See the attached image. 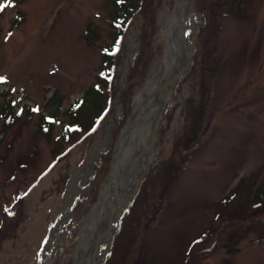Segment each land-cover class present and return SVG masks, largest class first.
Segmentation results:
<instances>
[{
    "label": "rangeland",
    "instance_id": "1",
    "mask_svg": "<svg viewBox=\"0 0 264 264\" xmlns=\"http://www.w3.org/2000/svg\"><path fill=\"white\" fill-rule=\"evenodd\" d=\"M3 1L0 94L8 98L0 95V108L10 100L8 112L20 118L8 129L0 122V264H75L85 219L107 179H95L103 154L113 151L117 182L134 169L143 138L123 137L122 130L113 141L125 112L114 98L112 116L94 138L76 142L87 136L81 131L72 142L56 140L66 112L97 83L103 49L112 42V0ZM174 7L175 0H163L156 37L162 52L137 87L128 120L136 95L163 77ZM196 8L199 31L206 21L208 35L199 32L204 42L198 47V34L196 66L176 85L157 158L125 214L123 231H129L119 242L143 228L142 264H264V228L248 223L264 220V0H196ZM126 43L121 82L138 45L135 27ZM103 92L97 115L110 98ZM51 115L52 135L42 133ZM85 122L87 130L93 121Z\"/></svg>",
    "mask_w": 264,
    "mask_h": 264
},
{
    "label": "trees",
    "instance_id": "2",
    "mask_svg": "<svg viewBox=\"0 0 264 264\" xmlns=\"http://www.w3.org/2000/svg\"><path fill=\"white\" fill-rule=\"evenodd\" d=\"M162 5L163 0H112L110 5L111 10L109 13L110 25L112 29V42L103 49L104 53L101 62L102 69L98 75L97 83L92 86V88L87 93V96L80 99L76 105L72 106L66 112L68 122L62 127L61 131L57 135L58 137L56 140L64 141L66 143L72 142L76 138V135L81 131H86L87 136H85L84 139L78 138L76 142L95 136L104 128V126L108 123L109 118L112 116L113 111L111 110V104L114 98L121 101L125 108V112L122 114L120 119H117V123L113 127V141L117 140L119 134L126 126L128 118L132 112V102L137 87L146 81L152 64L154 63L157 56L162 52V48L156 45V37L159 31L158 15ZM206 9L210 12L209 8ZM206 9L202 8V11ZM22 19V16H19L14 21L13 27H17ZM133 27L138 30V45H136L132 62H129L127 73L123 79V82H121V72L119 71V68L123 66L126 60V37ZM209 28V26H206L205 21V23L201 25L199 32H201V35L203 34L207 36V31ZM198 42V47H200V43L204 42L202 36H200V33ZM198 47L194 53L193 65L187 74L188 76L192 74L200 53L202 52V50L200 52L198 51ZM211 75L212 74H210L208 78V82L204 84L206 89L210 87L212 78ZM104 89L106 91L108 90L110 98L107 100V107L104 109L102 108L103 110L101 109V112L99 115H97L98 111L96 108L99 106V101L101 99V95L104 93ZM0 95H2L4 99L7 97V94ZM5 103L8 104L7 107H13V104L10 102V100L6 101ZM60 103L61 102H59V104ZM7 107L4 109L0 108V122H2V125L5 129L12 128L15 121H18L17 118H20L19 114L14 115L11 112H8ZM6 110L8 114L6 113ZM55 118L56 115L44 118V121L41 123L42 133L52 135L51 131L49 132V130L53 127V123L56 122ZM85 119L86 121H93L87 130L84 127V125H86ZM60 156L61 155L57 156V158ZM112 157L113 151L110 148L107 153L103 154L104 160L102 165H99L98 167L97 173H99L96 175L95 179L99 174L102 176L108 174ZM98 187L99 185L95 188L94 192L92 191L93 197L97 195ZM139 192L137 195H139ZM93 200L96 201L97 197H95ZM128 213L129 211L126 213V215ZM158 214L159 211L157 212V215ZM248 223L249 225L253 224V226L264 228V220L251 218ZM123 224L124 223L121 224L120 228L115 233L112 251L104 264H142L140 252L144 249L145 240L143 232L145 230L142 228V230L140 229L141 232L137 234L142 235L141 239L137 238L136 228V230L133 229L134 231L131 230V232H133L132 235L131 232L128 233L130 234L128 243L121 244L119 242V237L123 236L125 232L129 231H123ZM147 225L148 223L146 226ZM241 225L249 228V225L240 224V226Z\"/></svg>",
    "mask_w": 264,
    "mask_h": 264
},
{
    "label": "bare ground",
    "instance_id": "3",
    "mask_svg": "<svg viewBox=\"0 0 264 264\" xmlns=\"http://www.w3.org/2000/svg\"><path fill=\"white\" fill-rule=\"evenodd\" d=\"M175 1L177 2L176 12L173 11L168 21L166 48L163 58V65L165 67L163 77L160 80L150 82L149 85L136 95L134 112L124 127L125 129H123V137L127 133L132 132L135 134L139 132L138 137H143L135 151L137 153L136 159L138 160L134 169H131L130 173H121L122 179L117 182H115L114 177L115 169L114 167L112 168L111 175L102 186L97 208L85 219L84 229L78 239V247L75 252V264H92L96 254L102 252V245L109 241V235L106 232L109 212H113L115 216L118 215L119 208L127 200V188L133 182V178L140 176L144 168L147 158L146 151L150 144L149 129L157 118L160 106L162 93L157 92L159 84L171 72L175 70L178 72L183 69L184 58L185 55L187 56V47L191 44V28L196 24L197 13L191 6L187 7V0ZM185 26L187 27L186 31L183 28ZM184 41H186L185 45ZM174 91L172 90L173 93L169 97L170 100L173 97ZM154 155H156V150L150 153L148 158L153 160ZM139 160L143 164H139Z\"/></svg>",
    "mask_w": 264,
    "mask_h": 264
},
{
    "label": "water",
    "instance_id": "4",
    "mask_svg": "<svg viewBox=\"0 0 264 264\" xmlns=\"http://www.w3.org/2000/svg\"><path fill=\"white\" fill-rule=\"evenodd\" d=\"M190 6H191V8H194V10L196 11L197 19H196L195 26L193 28H191V36H190L191 44L187 47V56L185 55V58H184L183 69L181 71H178V72H176V70L171 72L166 78L161 80V82L159 84V88L157 89V92L162 93L161 97H160V106L158 109L157 118L149 129L150 144H149L147 151H146L147 158H146V161L144 164V168H143L140 176L139 177L137 176L135 178V181L131 182V184L127 188L126 192L128 191V197H127L126 202L119 208L118 215L115 216L113 212H109L108 221H107V230H106L107 234L109 235V241L107 242L105 249L101 253L96 254L92 264H104L107 257L111 253L115 233H116L117 229L120 227L127 210L130 208V205L132 204L133 200L135 199L144 178L146 177V175L148 174V172L150 171V169L154 165V162L157 158L156 155H154L153 160H151L148 157H149L150 153H152L154 150H156V145H157V142L159 139L161 125H162V122H163L167 112H168V109L170 108V98L169 97H170L171 93H173L172 90L174 91V89L176 88L175 85H177L179 83V81L184 76H186L189 73V71L191 70V67L193 64V59H194V53H195L196 48H197V40H198L199 27H200L199 22H200L201 16H200V14L196 8V0H187V7H190ZM176 7H177V2L175 1L174 12H176ZM183 28L185 29V31L187 30L186 26ZM183 43L185 45L186 41H184ZM122 134H123V131H122ZM115 150H116V147H115ZM113 161H114V159H113ZM113 161H112V163H113ZM112 163H111V169L109 170V172L107 174V178L111 175L112 165H113ZM115 224H117V227H118L116 229H115ZM98 248H96V249H98Z\"/></svg>",
    "mask_w": 264,
    "mask_h": 264
},
{
    "label": "snow or ice",
    "instance_id": "5",
    "mask_svg": "<svg viewBox=\"0 0 264 264\" xmlns=\"http://www.w3.org/2000/svg\"><path fill=\"white\" fill-rule=\"evenodd\" d=\"M3 8H4V5L0 4V11H3ZM0 82H2V78H0ZM5 211H7L9 215H14V213L9 211L8 209H5Z\"/></svg>",
    "mask_w": 264,
    "mask_h": 264
}]
</instances>
